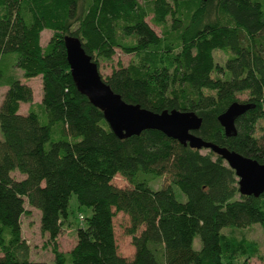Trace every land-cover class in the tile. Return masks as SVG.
Instances as JSON below:
<instances>
[{"label": "trees", "instance_id": "obj_1", "mask_svg": "<svg viewBox=\"0 0 264 264\" xmlns=\"http://www.w3.org/2000/svg\"><path fill=\"white\" fill-rule=\"evenodd\" d=\"M43 31L52 33L45 47ZM66 36L80 41L98 70L117 51L132 57L102 77L125 103L157 114L195 113L203 119L197 136L264 164V0H0V87L7 88L0 104V264H46L30 259L22 236L26 205L40 214L53 264H247L256 246L233 230H264V193L241 195L236 172L210 150L155 130L117 138L75 88ZM216 52L227 56L224 66ZM35 78L40 104L24 84ZM244 94L249 99L241 102ZM236 102L253 108L229 137L218 117ZM116 176L128 188L116 187ZM155 179L163 181L158 190L149 187ZM72 195L90 211L79 225L68 217ZM118 214L128 219L131 258L118 254ZM65 226L75 229L67 253L57 245Z\"/></svg>", "mask_w": 264, "mask_h": 264}, {"label": "water", "instance_id": "obj_2", "mask_svg": "<svg viewBox=\"0 0 264 264\" xmlns=\"http://www.w3.org/2000/svg\"><path fill=\"white\" fill-rule=\"evenodd\" d=\"M63 41L75 88L102 112L104 120L117 138L126 139L146 130H155L191 149L210 150L222 157L236 172L241 195L259 198L264 193V164L197 136L195 133L202 128L203 119L195 113L172 110L157 114L138 105L125 103L104 82L97 65L85 53L80 41L69 36L64 37ZM252 108L251 104L236 102L218 117L227 136L237 135L236 120Z\"/></svg>", "mask_w": 264, "mask_h": 264}, {"label": "rangeland", "instance_id": "obj_3", "mask_svg": "<svg viewBox=\"0 0 264 264\" xmlns=\"http://www.w3.org/2000/svg\"><path fill=\"white\" fill-rule=\"evenodd\" d=\"M147 22L151 29L157 34L161 35V28L155 26L151 22V17L147 19ZM52 33L49 31H43L41 34L40 44L42 47H45L49 42ZM215 61L219 66H224L227 61V56L223 53L216 52L214 54ZM132 57L129 55H125L119 51L116 52L111 62L100 63L99 65V74L101 77L105 78L110 75L113 69L118 67V64L122 66H126ZM16 77H21V73L17 69H11L8 72ZM26 86H28L32 91L33 103L40 104L42 101V83L40 78H35L32 80H28L24 82ZM6 87H0V104L6 92ZM238 99L241 102L247 101L249 99L248 94L239 95ZM28 105L22 104L20 107V114L23 115L27 112ZM261 126H264V122L260 123ZM1 136V135H0ZM204 154L208 153V150L202 151ZM162 179H155L149 182V187L152 190H158L162 186ZM113 184L118 188H128V184L126 181L120 177L116 176L113 179ZM173 191L177 197V199L181 202L185 201L184 196L179 191L178 188L173 187ZM26 209L31 210V215L23 219L22 222V236L27 241L30 246V259L35 262H44L46 264H53V256L51 254V248L48 244V239L46 235H43L40 232L39 227V217L40 214L33 209H30L26 205ZM90 215V211L86 208L79 207L76 197L72 195L69 201L68 207V217L69 221L73 225H79L81 222L79 220V216H82L83 219L87 218ZM114 235L116 240V245L118 249V254L125 258H131L133 256L134 250L131 246L130 238L125 235L124 229L128 225V219L122 214H118L114 220ZM232 231V230H230ZM235 236L239 239L244 238L247 241L255 244L257 252L252 255L247 264H264V230L260 225H254L251 228L244 229L242 232L240 230H233ZM229 233V232H226ZM75 244V229L73 226L64 227L61 231L60 235L57 238V245L59 251L63 253H67L71 250V248ZM193 247L197 250L201 248V241L199 238H195Z\"/></svg>", "mask_w": 264, "mask_h": 264}]
</instances>
